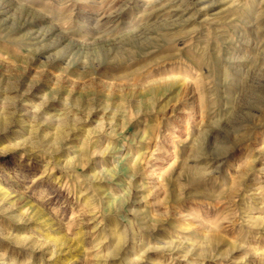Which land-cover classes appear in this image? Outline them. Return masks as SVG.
<instances>
[{"label":"rangeland","instance_id":"1","mask_svg":"<svg viewBox=\"0 0 264 264\" xmlns=\"http://www.w3.org/2000/svg\"><path fill=\"white\" fill-rule=\"evenodd\" d=\"M0 264H264V0H0Z\"/></svg>","mask_w":264,"mask_h":264}]
</instances>
